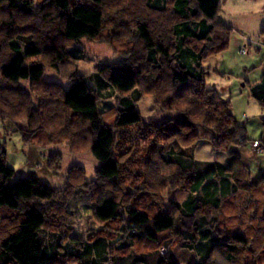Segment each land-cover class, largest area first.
<instances>
[{"label": "clouds", "instance_id": "1", "mask_svg": "<svg viewBox=\"0 0 264 264\" xmlns=\"http://www.w3.org/2000/svg\"><path fill=\"white\" fill-rule=\"evenodd\" d=\"M87 2L92 3V0ZM152 2L154 0H124L125 5L131 6L128 13L117 17V21L123 19L128 22L127 27L116 28L119 36L111 35L115 25L109 23L93 38L83 35L79 38V43L76 40L65 42V50L75 52L80 57L78 59L69 57L65 64L56 61L57 68L52 67V56L41 55L25 61L26 64L33 61L43 63L45 65L43 76L54 77L57 84L45 91L43 87L33 85L30 78L21 79L18 83L31 93L30 96L22 97L18 93L8 92L2 94L8 102L0 99V146H3L5 152L4 155H0V159L5 166H10L14 170V175L21 171L33 172L38 178L37 182H47L46 188L41 184V190H50L52 193L50 196L43 199L34 196L28 201H21L36 205L37 211L43 206L45 219L56 218L58 227L41 226L37 233L45 244L54 243L52 236L65 232L67 235L61 241L62 244L71 243L70 237L76 234L79 237V245L82 246L92 243L88 237L98 234V229L104 228L105 238L119 247L129 239L131 232L144 234V241L133 242V247L128 249L127 253L109 251L107 264H112L113 256L140 252L163 255L166 250L176 251L178 258L182 253L188 252V257L180 260V264H187V259L196 256V253L194 250L179 248L182 238L177 240L170 233H161V236L168 235L169 240L160 243L159 247L147 244L149 234L135 224L128 225L127 209L132 206L140 192H147L148 198L141 200L136 206L140 211L148 212L149 227L153 225L152 217L166 211L172 202L180 206L172 207L168 213L173 224L177 225L182 219H187L182 215V210L190 198L203 196V192H192L189 177L195 179L201 174H206L209 165L228 168L229 161H234L231 170L224 173L238 189L235 199L232 196L227 197L232 200L233 206L225 209L223 204L225 198L221 197V210H212L206 219L211 222L215 217L217 225L223 231L234 232L239 229L247 237V247L253 248L255 250L253 253L248 252L247 247L233 239L224 242L228 246L244 248L238 257L239 264H244L245 259L255 261L256 264H264V259H258L260 253L264 252V233L256 231L258 228H264V222L260 219L264 216V178L257 177L264 169V138H261V133H264V120H261L264 108L246 92L244 96L233 95L239 91L241 67L264 55L262 31L264 0H221L214 18L208 19L201 13L199 19L190 18L189 21L174 15L176 0H161V8L166 10L149 8L147 5ZM31 3L33 8H36L42 3H51V0H31ZM79 3L84 4L85 0H79ZM195 7L196 2L193 0L189 8ZM115 13L116 10L113 9L111 14ZM108 14L106 11L105 18ZM51 16L53 18L57 16L55 6L51 9ZM6 18L0 16V21ZM221 19L225 22L223 27L218 23ZM201 20L206 21L208 25H215L213 32L209 34L212 39L215 40L219 35L221 40L229 41L226 52L211 54L201 60V68H196L194 63L191 65L198 73L203 69L202 84L189 76L188 86L181 87L176 83L173 69L181 76L187 70L176 67L178 64L176 60H172L169 65L159 53L155 63L148 62V52L143 41L133 37V33L138 31L137 24H146L148 30L154 34V39H160L166 32L175 42L176 37L172 35L171 28L192 21L199 23ZM26 23L38 25L44 32L54 27L52 23L44 26L35 17L29 18ZM32 38L35 40L36 36L32 35ZM4 40L5 35L0 33V41ZM221 40H215V45H219ZM204 44H208V41L193 40L192 45L186 47L196 48ZM164 45L167 47V40H164ZM23 47L21 44V48ZM257 47L262 49L261 53H255ZM237 48L240 51H237ZM5 51L10 49L6 48ZM174 55L175 49H170L169 58ZM214 69L222 71L224 75H218ZM229 69L235 71L236 75H229ZM125 71L132 73L134 80L131 90L127 92L116 88L113 83L114 78H119L118 73ZM81 76L88 85L90 96L94 98L97 119L101 122V127L110 126L115 134L111 150L116 154L117 168L124 166L132 173L129 175L128 172H121L126 179L118 188L109 184L97 170L102 167L103 161L93 151V144L98 140V132L95 129L87 131L91 128V120L73 116V109L64 103L66 94L78 86ZM0 80H4L2 73ZM213 87L215 91H212ZM136 93H139V99L136 98ZM209 97L212 98L211 103L207 102ZM125 99L134 105L131 112L135 113L138 119L135 123L121 128L116 124L117 119L129 115L127 111L119 110ZM41 100L45 102L43 107H40ZM224 101L229 103L225 105ZM21 103L23 107L19 106ZM105 104L111 105V109L106 108ZM33 106L39 107L43 116L37 114V118L29 123L27 113ZM229 110L232 113L231 117L228 116ZM166 117L167 120L164 119ZM180 117L191 122L192 126L179 124ZM69 120H75L76 123L69 124ZM17 121L23 124L25 129L31 130L32 136L27 141L24 140L25 132L17 127ZM238 124H243L244 127L240 128ZM158 125L166 129L178 128V132L170 133L165 138L159 133ZM145 127L149 130L146 138H141L140 131ZM232 129L235 130L234 134L227 135ZM37 132L40 136L36 135ZM120 132H125L135 139H126L123 147L117 148ZM153 141L157 148L156 151L149 153L148 149ZM129 147L132 149L131 152L123 157L118 155L120 151ZM234 148L239 149L238 156L231 151ZM171 152L177 155L183 152L182 158L189 167L184 169L174 161L166 163L161 159ZM130 159L134 163H128ZM137 172L142 175L134 179ZM253 178H257V184L249 185L248 190L236 184L237 179L241 184H247ZM216 182L217 184L220 182L218 175ZM98 186L102 188L103 199H107L109 194L116 197V204L123 212L124 219L113 222L110 226H105V222L99 220L91 207L97 204V197H93L92 193L97 191ZM137 187L140 192L136 191ZM128 188L132 189L134 195L125 200L124 193ZM99 195L97 193V196ZM61 205L63 207H60ZM7 211L6 208L0 209V214ZM200 216H203V213H197V217ZM4 223L7 224L8 221ZM11 230L10 228L9 231ZM212 231H215V226L212 227ZM108 233L112 234L110 238ZM196 235L198 242L199 233ZM217 235L222 239L220 233ZM6 236L7 233L0 235V241L6 239ZM95 238L96 235H93V239ZM196 259L199 260L200 257L196 256ZM212 261H216V264H228L218 250H213L209 264H212ZM66 264L82 262L72 259L66 261ZM165 264H168L167 259Z\"/></svg>", "mask_w": 264, "mask_h": 264}, {"label": "trees", "instance_id": "2", "mask_svg": "<svg viewBox=\"0 0 264 264\" xmlns=\"http://www.w3.org/2000/svg\"><path fill=\"white\" fill-rule=\"evenodd\" d=\"M59 1L51 0V3H42L33 8L31 0H0V16L7 17L0 21V33L5 35V40L0 41V73L4 77V80H0V99H3L5 103L8 102L7 98L2 95L5 92L18 93L22 97L31 95L27 89L18 83L21 79L30 78L33 85L43 87L45 91L50 86L57 84V82L44 80L43 72L45 65L43 63L33 61L31 64H26V60L41 55L52 56V67L57 68L56 61H59L60 64H65L68 62L69 57L72 59L80 58L75 52L65 50V42L76 40L79 43V38L83 35L93 38L100 34L102 28L109 23L115 25L111 34L115 36L120 35V33L116 32V28H120L121 26L127 27L128 22L126 20L120 19L117 21L118 16L129 12L131 5H125L124 0H92L91 6L73 3L74 0H63V4H60ZM192 2L193 0H176V6L173 10L174 15L182 18L184 21H189L190 18L199 19L200 14L203 13L208 19H212L219 10L221 0H195L196 7L189 8V4ZM53 6H55L57 11L55 18L51 16ZM147 6L151 9L166 10L161 8V0H154V2L149 3ZM113 9L116 10L115 15L111 14ZM106 11L109 13L107 18H105ZM31 17L39 19L44 26L52 23L54 27L46 32L41 31L40 26L26 23ZM56 21L59 22L57 23ZM220 25L222 27L225 26L223 24ZM214 27L215 25H208L204 20H201L199 23L192 21L190 23L177 24L170 29L172 35L176 37V41L173 42L166 32L160 39H154V34L148 30L146 24H137L138 31L133 33V37L138 41H143L144 48L148 52V62L155 63L158 53L162 55L164 60H167L169 65H171L172 60L178 61L176 67L181 70L186 69L187 71L184 72L183 76L180 73H176L175 69H173V72L176 75V83L184 87L189 84L187 79L189 76L197 82L203 83V69H201L200 73L196 72L191 67L193 63L196 65V68H201V60L211 54H219L227 50L228 40H221V37L217 35L215 40H221V43L215 45V40L210 37L209 34L213 32ZM29 33L35 35L36 39L34 40ZM13 37L16 38L13 39ZM164 40L168 41L167 47L164 45ZM193 40H207L208 44L196 48L186 47V45H192ZM21 44L24 45L23 48H21ZM209 45L215 46L209 47ZM6 48L10 49V51H5ZM173 48L176 51V55L169 58V51ZM140 59H144V57H140ZM161 63H163V60ZM141 67H144V65H141ZM74 75L76 74L74 73ZM118 76L119 78L113 79L115 87L125 92L131 90L134 83L132 73L125 71L118 73ZM5 81H9L10 83H5ZM103 86L107 87V85ZM245 87L248 90V95L264 108V73L258 82L252 84L245 82ZM212 91L215 90L212 89ZM136 98L139 99V93H136ZM207 102L211 103L212 98L209 97ZM64 103L73 109V116H80L83 119L91 120V128L87 129V131L91 132L95 129L98 132V140L93 144V151L103 161L102 167L97 170L102 174V178H106L109 184L118 188L119 184L123 183L126 179L121 175V172H128L129 175H132V173L124 166L117 168L118 161L115 159L116 154L111 150L115 134L112 132L110 126L105 125L101 127V122L97 119L98 113L94 98L90 96L88 85L83 81L82 76L79 78L78 86H75L66 94ZM223 103L227 105L229 101H224ZM44 105L45 102L41 100L40 107ZM19 106L23 107V104L21 103ZM105 107L111 109V105L109 104H105ZM133 107L134 105L130 104L127 99L122 102L119 110L121 112L127 111L129 115L117 119L116 124L119 127L124 128L137 121L138 117L135 113L131 112ZM37 114L43 116V113H40L37 106H33L28 110L27 119L29 123L37 118ZM228 116H232L230 110L228 111ZM209 118H211V114H209ZM164 119L167 120L168 118ZM74 123H76L75 120H69V124ZM178 123L192 126L191 122L187 121L184 117H180ZM238 126L240 128L244 127L243 124H238ZM17 127L25 132V141L32 136L31 130L25 129L24 125L18 121ZM157 127L159 133L164 135L165 138L170 133L178 132V128L166 129L162 125H158ZM148 130L147 127L142 129L140 137L146 138ZM234 131V129L229 130L227 135L234 134ZM36 135L40 136V133L37 132ZM119 136L120 141L116 144L117 148H122L126 139H135V137H129L125 132H120ZM261 138H264V133H261ZM156 148L155 141H153L148 152H154ZM131 151L130 147L125 148L118 155L123 157ZM231 151L237 153V156L239 155V149L234 148ZM4 154L3 146H0V155ZM183 155V152L179 155L171 152L167 157L162 156L161 159L166 163L174 161L181 168L187 169L189 166L183 160ZM145 162H148L147 158ZM128 163L131 164L134 161L130 159ZM232 163L234 161H229L228 168L209 165L206 174H201L195 179L189 177L192 184V192H203V196L197 195L194 199L190 198L182 210V215L187 217V219H182L179 224L174 225L168 215L171 225L166 230L157 231L155 229L156 221L162 212L152 217L153 225L149 227L148 212L140 211L136 206L141 200L148 198L149 194L147 192H140L139 187H137L136 191L140 192V194L136 196L132 206L127 209L128 225L133 221L135 215L145 217L146 220L138 228L144 229L149 234L147 244L155 245L156 247H159L163 241L169 240L168 235L161 236V233H170L177 240L182 238L179 248L194 250L196 256L200 257L197 260L196 256H192L188 264H209L213 250L220 251L221 256L228 261V264H239L238 257L244 248L228 246L224 242L233 239L238 244L247 247V237L239 229H236L234 232L223 231L217 225L215 217L211 222L206 219V216L212 210H221V197L225 198L223 201L225 209L233 206L232 200L227 199V197L232 196L235 199L238 189L236 185L230 182V177L224 175L226 171L231 170ZM244 166L247 167L246 165ZM13 173L14 170L5 166L3 160L0 159V209L6 208L8 210L6 213L0 214V235L7 233L6 239L0 241V264H66V261L72 259L80 260L82 264H107L109 251L127 253L128 249L133 247V242L144 241L145 237L143 233L131 232L129 239L117 247L110 239L105 238L104 228H100L98 229V234H93L96 235L95 239H93V235L88 237L92 241L89 244L79 245V237L76 234L70 237L71 243L62 244L61 241L67 235L65 232L52 236V240L55 241L54 243L45 244L43 238L38 237L37 233L41 230V226L58 227L56 218L45 219L43 215L45 209L43 206H40V211H37L36 205L21 203V201H28L34 196L41 199L47 198L52 193L50 190H41V183L37 182V179H15ZM141 175V173L137 172L134 179H138ZM217 175L219 176V184L216 182ZM257 177L264 178V173L258 174ZM205 180L207 183H205ZM236 184L248 190L249 185L255 186L257 184V178H254L247 184H241L237 179ZM97 193L100 195L97 196ZM92 195L93 197H97V204L91 207L99 220L105 222V226H110L111 223L124 219L123 212L120 211L119 206L116 204V197L114 195L109 194L107 199H103V192L100 186L97 187V191L93 192ZM132 195H134L132 189L128 188L124 193L125 200ZM152 206L154 205H149V207ZM60 207L63 206L61 205ZM172 207L179 208L180 206L173 202L168 213L172 210ZM85 209H88L87 205ZM197 213H203V216L198 218ZM254 217L255 213L253 214ZM260 219L264 222V216H261ZM4 221H8V223L5 224ZM17 221H19V224H17ZM213 226H215L214 232L212 231ZM10 228L12 229L11 231H9ZM256 231L264 233V228H258ZM197 233H199L198 242ZM217 233L222 235V239ZM107 235L110 238L112 234L108 233ZM183 241H191L192 243H185ZM169 242L171 243V241ZM247 251L253 253L255 250L247 247ZM93 252L95 253V259H93ZM166 253V256L155 252H140L139 254L133 253L119 257L113 256L112 264H165L166 259L168 264H179L174 257L176 251L166 250ZM184 253L188 254V252ZM258 259H264V252L260 253ZM212 264H216V261H212ZM244 264H256V262L245 259Z\"/></svg>", "mask_w": 264, "mask_h": 264}, {"label": "rangeland", "instance_id": "3", "mask_svg": "<svg viewBox=\"0 0 264 264\" xmlns=\"http://www.w3.org/2000/svg\"><path fill=\"white\" fill-rule=\"evenodd\" d=\"M59 2H60V4L64 3L63 0H60ZM73 3H79V0H74ZM84 4L89 5V6L92 5V4L88 3L87 0H85ZM218 23L225 25V22L222 19L218 20ZM262 31H264V28H262ZM228 46H229V44H228ZM237 51H240V49L237 48ZM261 52H262V49H260L259 47H257L255 49V53L258 54V53H261ZM214 71H217L218 75H221V76L224 75V73L222 71L218 70V69H214ZM263 73H264V55H260L257 59L252 60L250 63L243 65L241 67V71L239 73V76L241 77V80L239 82V91L236 92V93H233V95L244 96L245 92L248 95V90L245 87V82L250 83V84L255 83L256 81L260 80V78H261ZM228 74L229 75H236L235 71H233L232 69L228 70ZM43 78H44L45 81H48V82H57L54 77H45L44 76ZM213 90H215L214 87H213ZM229 91L231 93V89H229ZM263 119H264V116L261 117V120H263ZM7 167L12 169L10 166H7ZM261 173H264V169H262L258 174H261ZM258 174H257V176H258ZM18 178H35V179L38 180V178L36 177V174L33 173V172L23 173L21 171V172L15 174V179H18ZM40 183L47 186V182L46 181H40ZM170 207H171V205L168 207V209L166 211L162 212L164 214H167V217H168V210H169ZM163 221L164 222H159V224L156 226V230L157 231L166 230V229L170 228V225H171L170 222L167 225V223L165 222V221H167L166 218H163ZM143 222H144V220L141 219L140 216L135 215L133 221H131L129 225L135 224L138 227ZM165 226H168V227L166 228ZM162 228H164V229H162ZM166 254L167 253L165 251L163 253V256H166ZM174 257H175V260L180 264V260L184 259L185 257H188V254L182 253L180 255V257L178 258L177 257V253H176V254H174ZM190 261H191V257L187 259V264Z\"/></svg>", "mask_w": 264, "mask_h": 264}, {"label": "crops", "instance_id": "4", "mask_svg": "<svg viewBox=\"0 0 264 264\" xmlns=\"http://www.w3.org/2000/svg\"><path fill=\"white\" fill-rule=\"evenodd\" d=\"M138 216H140V215H138ZM140 218L143 219L144 221L146 220V218L143 217V216H140ZM163 218H166L167 221H165V222L167 223V225L169 224V222H170V224H171V220L167 217V214L162 213V214L158 217V219H157V221H156L155 229H156V226L159 224V222H164V221H163ZM169 220H170V221H169ZM166 223H165V224H166ZM165 227L167 228L168 226H165ZM165 227H164V228H165ZM164 228H162V229H164Z\"/></svg>", "mask_w": 264, "mask_h": 264}]
</instances>
